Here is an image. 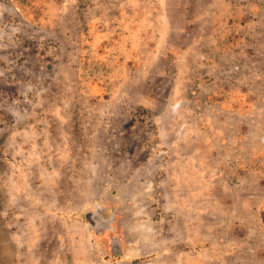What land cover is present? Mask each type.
<instances>
[{"label":"rangeland","instance_id":"374dc122","mask_svg":"<svg viewBox=\"0 0 264 264\" xmlns=\"http://www.w3.org/2000/svg\"><path fill=\"white\" fill-rule=\"evenodd\" d=\"M0 264H264V0H0Z\"/></svg>","mask_w":264,"mask_h":264},{"label":"water","instance_id":"95a60500","mask_svg":"<svg viewBox=\"0 0 264 264\" xmlns=\"http://www.w3.org/2000/svg\"><path fill=\"white\" fill-rule=\"evenodd\" d=\"M104 212L105 210L103 206H97L93 210H88L85 215L89 225L98 232H105V230L109 229V226L114 219V215L110 218H106ZM113 244L114 247H116V241ZM119 247L120 246H118V248Z\"/></svg>","mask_w":264,"mask_h":264}]
</instances>
